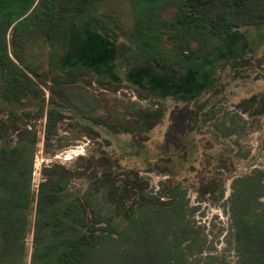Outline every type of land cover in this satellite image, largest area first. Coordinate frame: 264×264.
I'll return each mask as SVG.
<instances>
[{
	"label": "trees",
	"instance_id": "16d2710c",
	"mask_svg": "<svg viewBox=\"0 0 264 264\" xmlns=\"http://www.w3.org/2000/svg\"><path fill=\"white\" fill-rule=\"evenodd\" d=\"M123 1L132 16L125 59L138 66L162 62L188 74L189 58L216 59L240 29L264 25V0H0V104L10 106L14 120L18 110L46 116V150L64 114L46 98L43 56L53 69L66 65L52 78L57 87L94 67L106 79L114 47L99 35L116 40ZM142 118L153 127L160 112ZM16 131L15 144L0 145V264H194L190 249L200 244L199 233L186 220L184 193H173L170 204L143 197L127 210L110 185L103 201L92 187L83 197L73 194L71 174L60 164L42 168L35 191L38 135L29 127ZM232 188L237 260L222 264H264V170L236 178Z\"/></svg>",
	"mask_w": 264,
	"mask_h": 264
},
{
	"label": "rangeland",
	"instance_id": "374dc122",
	"mask_svg": "<svg viewBox=\"0 0 264 264\" xmlns=\"http://www.w3.org/2000/svg\"><path fill=\"white\" fill-rule=\"evenodd\" d=\"M118 9L123 29L116 40L99 35L114 47L115 66L106 79L94 67L76 83L57 87L52 78L66 65L53 69L43 56L46 98L61 104L64 114L52 146L45 149L46 116L25 117L18 110L21 118L14 120L5 104L0 145L15 144L18 127L36 130L35 191L42 168L60 164L71 174L73 194L83 197L92 187L93 197L102 200L110 185L127 210L143 197L170 204L173 193H184L186 220L200 241L190 249L191 261L234 263L232 185L264 170V25L240 29L216 59L189 58L187 74L162 62L138 66L126 60L132 16L126 1ZM156 110L160 119L149 127L143 112Z\"/></svg>",
	"mask_w": 264,
	"mask_h": 264
}]
</instances>
